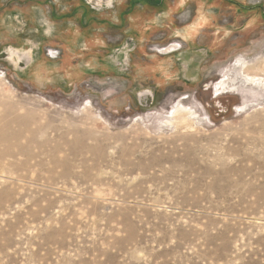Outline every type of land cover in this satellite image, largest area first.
<instances>
[{
    "label": "rangeland",
    "instance_id": "1",
    "mask_svg": "<svg viewBox=\"0 0 264 264\" xmlns=\"http://www.w3.org/2000/svg\"><path fill=\"white\" fill-rule=\"evenodd\" d=\"M137 1L0 3V264H264V0Z\"/></svg>",
    "mask_w": 264,
    "mask_h": 264
},
{
    "label": "bare ground",
    "instance_id": "2",
    "mask_svg": "<svg viewBox=\"0 0 264 264\" xmlns=\"http://www.w3.org/2000/svg\"><path fill=\"white\" fill-rule=\"evenodd\" d=\"M251 66H249V67H246L245 69H244V71H243V73L245 74V76L247 77V78H249L250 79V83H257V81H259V82H261V83H263L264 84V79L263 78H260V77H257L259 74H257V73H264V68H260V67H254V66H252L251 68H250ZM263 75V74H262ZM262 77V76H261ZM4 104V103H3ZM182 123H185L186 122V120L185 121H181ZM89 135V134H88ZM182 141V140H181ZM263 147H264V139L263 140H261V139H259V141H258ZM258 143V144H259ZM247 149V148H246ZM251 149V148H250ZM263 152H264V148H263V150H262ZM259 151L258 150H254V152H250V153H247V155L245 156V157H247V158H252V159H255V161H257L256 160V158H255V156L257 155V153H258ZM190 154V153H189ZM151 157V156H150ZM164 158V157H163ZM239 160V159H238ZM157 161V160H156ZM161 160H158L157 162L159 163ZM173 161V160H172ZM171 161V162H172ZM189 163V165L190 164H192V163H190V162H188ZM196 163V162H195ZM157 164V163H156ZM155 166V165H154ZM213 166V165H212ZM229 170H230V166H229V164H227V163H223L222 165H220V168L219 169H217V170H214L212 167H210V166H208V167H206V169L205 170H203V171H205V173L206 174H220V177H221V180L228 186V187H230V189H232V188H237V187H241L239 184H240V182L239 181H233L230 177H228L229 175L227 174L228 172H229ZM150 178V177H149ZM246 186H248V187H250V184H248V185H246ZM242 188V187H241ZM254 188H255V186H254ZM242 193V192H241ZM248 193V192H247Z\"/></svg>",
    "mask_w": 264,
    "mask_h": 264
},
{
    "label": "flooded vegetation",
    "instance_id": "3",
    "mask_svg": "<svg viewBox=\"0 0 264 264\" xmlns=\"http://www.w3.org/2000/svg\"><path fill=\"white\" fill-rule=\"evenodd\" d=\"M144 2L145 3H147V5H152V6H155V4L157 3V0H144ZM51 4V3H50ZM127 4V5H126ZM126 4L123 6H121V7H119L120 8V10H119V12L118 13H116V18L119 16V18L121 19L122 17H123V15L124 14H126V13H128L127 11L128 10H126L125 12H124V14L122 13V9H128V7H130V8H132L134 5H138L139 4V2L137 1V0H126ZM82 5V7L80 6V7H78V8H80L81 9V12L83 11H87L88 13H91L92 14V21L94 22V24H97L98 22V24L97 25H103V22L104 23H107V20H100V19H98V18H96V16H95V10L96 9H93L92 7H90V6H84V4H81ZM131 11V10H130ZM83 12L82 13H80V12H75V8H74V10H73V12L72 13H67V14H63V16H62V18L61 19H57L56 18V16L53 14V13H51V18H52V20H54V21H57V20H59V21H62V22H64L63 24H65L67 21H65L67 18H71V20H73V21H76L75 20V18H74V16L76 15V13H80V16L83 14ZM98 12V11H97ZM129 14V13H128ZM80 19L81 20H78L77 22H78V24L80 25V26H82V23H84V20H83V18L82 17H80ZM29 22V21H28ZM97 22V23H96ZM93 24V25H94ZM105 25V24H104ZM122 27V26H121ZM38 28H41L40 26L38 27ZM123 28V27H122ZM121 28V29H122ZM93 29V28H92ZM41 44H43V41H44V38H42L41 40ZM26 42H28V43H30V40L29 39H26ZM40 44V45H41ZM39 48V47H38ZM13 55H16V54H13ZM18 56H19V54H17ZM17 56V57H18ZM20 57L21 58H23L26 62H29V59H28V57L25 55V53H23V54H20ZM34 58V57H33ZM32 58V59H33ZM25 66V65H24Z\"/></svg>",
    "mask_w": 264,
    "mask_h": 264
},
{
    "label": "crops",
    "instance_id": "4",
    "mask_svg": "<svg viewBox=\"0 0 264 264\" xmlns=\"http://www.w3.org/2000/svg\"><path fill=\"white\" fill-rule=\"evenodd\" d=\"M2 1L3 0H0V3L2 4ZM9 2H11V1H9ZM4 7V6H3ZM3 7H1L0 6V8H3ZM19 21V19L17 18V20H16V22H18ZM15 22V20H13L12 21V23H14ZM8 25H10V23L9 22H6V23H4L3 24V27L5 28H8ZM185 42V41H184ZM30 44L31 45H33V43H31L30 42ZM184 44H186L187 45V43H184ZM38 51V54L37 55H35V57H37V61H39V57H43V55H42V53H41V51H40V49L38 48L37 50H36V52ZM33 53H34V51L31 49V48H29V50H28V52H26L25 51V55L28 57V59L31 61L32 60V58L34 57L33 56ZM36 54V53H35ZM181 54V53H180ZM180 54H178V55H180ZM185 57H186V55H184ZM184 57V59L182 60L183 62L186 60V58ZM46 58V57H45ZM44 59V58H43ZM188 59V58H187ZM47 60V59H46ZM48 61V60H47ZM50 63H51V61H49ZM183 66H185L184 64H183ZM25 67H28L27 65L25 66ZM191 69L190 70H192V67H190ZM185 69H187V66H186V68ZM189 70V69H188ZM191 76V74H189V76L188 77H190Z\"/></svg>",
    "mask_w": 264,
    "mask_h": 264
},
{
    "label": "built area",
    "instance_id": "5",
    "mask_svg": "<svg viewBox=\"0 0 264 264\" xmlns=\"http://www.w3.org/2000/svg\"><path fill=\"white\" fill-rule=\"evenodd\" d=\"M56 52L51 50V51H47V57L48 58H55L56 57Z\"/></svg>",
    "mask_w": 264,
    "mask_h": 264
}]
</instances>
